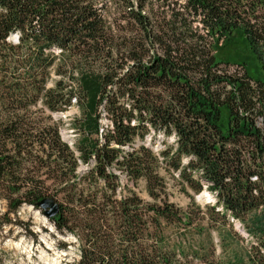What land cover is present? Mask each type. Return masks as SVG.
<instances>
[{
	"label": "trees",
	"instance_id": "1",
	"mask_svg": "<svg viewBox=\"0 0 264 264\" xmlns=\"http://www.w3.org/2000/svg\"><path fill=\"white\" fill-rule=\"evenodd\" d=\"M162 169L216 204L180 209ZM0 199H54L78 264H264V0H0Z\"/></svg>",
	"mask_w": 264,
	"mask_h": 264
},
{
	"label": "rangeland",
	"instance_id": "2",
	"mask_svg": "<svg viewBox=\"0 0 264 264\" xmlns=\"http://www.w3.org/2000/svg\"><path fill=\"white\" fill-rule=\"evenodd\" d=\"M11 41L17 43L13 39ZM240 50H242L240 45L234 44L226 51L217 53V56L219 60L232 59ZM51 77L52 82L49 87H53V80L59 79L53 70L51 71ZM80 116L81 111L77 105H73L65 113L52 115L53 123L60 122L62 140L73 150H75V144L80 140L79 133L73 127V123ZM103 123L104 125L109 124L107 120ZM165 141L166 138L163 135L151 134L147 137L145 143L154 151L160 152L166 147ZM167 141L168 145L174 143L173 138L167 139ZM139 144L138 141L137 145ZM86 170L87 167L84 165L79 169L80 172ZM160 175L165 180L170 202L180 209L186 210L192 203H196L202 208L216 204V200L210 192L204 190L202 193L196 194L181 180L179 174L175 171L162 169ZM123 184L124 187L128 186L130 190L135 191L145 202L153 203L147 192L145 181L132 185L123 180ZM7 213V202L0 199V264H78L81 249L78 239L72 235L59 233L51 220L47 219L41 210L25 205L16 214L5 217ZM235 229L244 238H247V234L240 223H235ZM213 238L218 243V236L215 232ZM176 241V237L173 236L170 250L174 248ZM192 243L193 240L183 245L186 252L191 249ZM218 254H222L220 247L218 248ZM178 259L180 258L178 257Z\"/></svg>",
	"mask_w": 264,
	"mask_h": 264
},
{
	"label": "water",
	"instance_id": "3",
	"mask_svg": "<svg viewBox=\"0 0 264 264\" xmlns=\"http://www.w3.org/2000/svg\"><path fill=\"white\" fill-rule=\"evenodd\" d=\"M20 38V34L17 33L11 37L14 41L18 42ZM39 209L43 211L44 215L47 219H54L60 211L59 205L54 199H46L39 204Z\"/></svg>",
	"mask_w": 264,
	"mask_h": 264
},
{
	"label": "built area",
	"instance_id": "4",
	"mask_svg": "<svg viewBox=\"0 0 264 264\" xmlns=\"http://www.w3.org/2000/svg\"><path fill=\"white\" fill-rule=\"evenodd\" d=\"M105 128H107V125H105ZM104 130H102L101 132H103Z\"/></svg>",
	"mask_w": 264,
	"mask_h": 264
}]
</instances>
